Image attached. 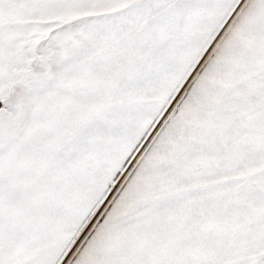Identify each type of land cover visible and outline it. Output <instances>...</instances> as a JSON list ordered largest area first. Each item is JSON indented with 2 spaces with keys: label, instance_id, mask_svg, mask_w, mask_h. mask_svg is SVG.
<instances>
[{
  "label": "snow or ice",
  "instance_id": "snow-or-ice-1",
  "mask_svg": "<svg viewBox=\"0 0 264 264\" xmlns=\"http://www.w3.org/2000/svg\"><path fill=\"white\" fill-rule=\"evenodd\" d=\"M0 264H264V0H0Z\"/></svg>",
  "mask_w": 264,
  "mask_h": 264
}]
</instances>
